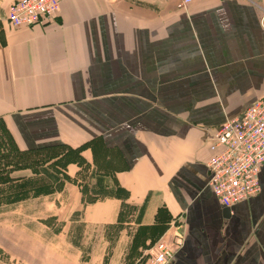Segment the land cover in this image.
Masks as SVG:
<instances>
[{
    "label": "crops",
    "instance_id": "crops-1",
    "mask_svg": "<svg viewBox=\"0 0 264 264\" xmlns=\"http://www.w3.org/2000/svg\"><path fill=\"white\" fill-rule=\"evenodd\" d=\"M179 1L61 0L54 19L14 29L0 0V119L19 148L79 149L107 191L82 200L84 170L67 163L57 196L84 225L120 223L126 205L149 225L161 207L168 264H264V165L225 217L206 182L216 127L264 96V0ZM102 248L100 233L84 263Z\"/></svg>",
    "mask_w": 264,
    "mask_h": 264
},
{
    "label": "rangeland",
    "instance_id": "rangeland-1",
    "mask_svg": "<svg viewBox=\"0 0 264 264\" xmlns=\"http://www.w3.org/2000/svg\"><path fill=\"white\" fill-rule=\"evenodd\" d=\"M149 2L158 10L163 5H173L175 0ZM185 2L180 0V6ZM29 149L33 151L25 152L28 149L16 145L0 119V264H85L100 233L102 264H116L118 260L120 264L148 263L153 245L162 239L168 226L163 211L159 212V220L137 226L131 220L137 218L140 209L126 205L120 223L86 226L78 211L72 210V205L67 206L57 192L69 178L64 171L67 163L76 162L84 170L82 200L106 195L98 182H94V187L90 184L91 175L85 170L89 162L79 156V149L66 145ZM95 150L93 160L102 168V149L96 144ZM56 200L61 201V207Z\"/></svg>",
    "mask_w": 264,
    "mask_h": 264
},
{
    "label": "built area",
    "instance_id": "built-area-1",
    "mask_svg": "<svg viewBox=\"0 0 264 264\" xmlns=\"http://www.w3.org/2000/svg\"><path fill=\"white\" fill-rule=\"evenodd\" d=\"M60 1L12 0L6 22L14 29L44 24L57 15ZM209 150L206 182L219 203L229 208L255 196L264 165V96L218 125ZM172 256L173 248L159 239L147 264H168Z\"/></svg>",
    "mask_w": 264,
    "mask_h": 264
},
{
    "label": "trees",
    "instance_id": "trees-1",
    "mask_svg": "<svg viewBox=\"0 0 264 264\" xmlns=\"http://www.w3.org/2000/svg\"><path fill=\"white\" fill-rule=\"evenodd\" d=\"M75 150L77 151V148H76ZM30 151H33V149H28V150H26L25 152H30ZM11 180H12V179H11ZM161 211L164 212L165 210H164L163 208H161V207L157 209V212H156V214H155L154 221H156L157 219L159 220V217H160V216H159V212H161ZM164 214H165V212H164ZM165 215H166V214H165ZM166 217H167V216H166ZM166 219L168 220V217H167ZM165 221H166V220H165ZM165 221H164V222H165Z\"/></svg>",
    "mask_w": 264,
    "mask_h": 264
},
{
    "label": "water",
    "instance_id": "water-1",
    "mask_svg": "<svg viewBox=\"0 0 264 264\" xmlns=\"http://www.w3.org/2000/svg\"><path fill=\"white\" fill-rule=\"evenodd\" d=\"M228 207H223V212H222V214H223V216L225 217V216H227L226 214H227V212H228Z\"/></svg>",
    "mask_w": 264,
    "mask_h": 264
}]
</instances>
